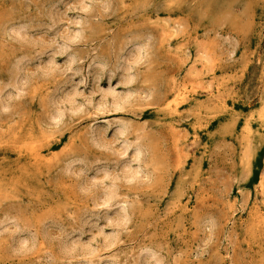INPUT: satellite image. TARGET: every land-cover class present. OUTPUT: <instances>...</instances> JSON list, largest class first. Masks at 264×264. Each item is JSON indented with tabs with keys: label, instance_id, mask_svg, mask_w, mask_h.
I'll return each instance as SVG.
<instances>
[{
	"label": "rangeland",
	"instance_id": "rangeland-1",
	"mask_svg": "<svg viewBox=\"0 0 264 264\" xmlns=\"http://www.w3.org/2000/svg\"><path fill=\"white\" fill-rule=\"evenodd\" d=\"M0 264H264V0H0Z\"/></svg>",
	"mask_w": 264,
	"mask_h": 264
},
{
	"label": "bare ground",
	"instance_id": "bare-ground-1",
	"mask_svg": "<svg viewBox=\"0 0 264 264\" xmlns=\"http://www.w3.org/2000/svg\"><path fill=\"white\" fill-rule=\"evenodd\" d=\"M16 33V32H15ZM17 34H20V33H17ZM21 35V34H20ZM2 91V90H1ZM123 102V100L121 99V98H114L113 99V103L115 104V105H119L120 103H122ZM71 106V105H70ZM119 107V106H118ZM55 115H56V117L58 118V117H60L61 116V114H60V112L59 111H56V113H55ZM124 130V128H120V131L122 132ZM125 154V153H124ZM126 155V154H125ZM124 169H125V174H124V176L126 177V178H132V177H134L136 174H137V172H129L130 170H128L129 168H128V166L126 167V166H124ZM97 174V173H96ZM94 175V174H93ZM105 175H107V173H105ZM103 177H105L104 175H102ZM102 179V178H101ZM93 180L94 181H96V176H94L93 177ZM130 180V179H129ZM114 195H115V191H114V189L111 187L110 189H108L106 192H105V198H104V202H103V204H109L110 202H111V200H112V198L114 197ZM100 204V203H99ZM106 240V239H105ZM106 243H110V241H107ZM83 250V249H82ZM85 251H87V250H85ZM88 252V251H87ZM86 252V253H87ZM90 252V251H89ZM156 259V258H155Z\"/></svg>",
	"mask_w": 264,
	"mask_h": 264
}]
</instances>
